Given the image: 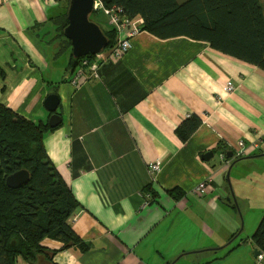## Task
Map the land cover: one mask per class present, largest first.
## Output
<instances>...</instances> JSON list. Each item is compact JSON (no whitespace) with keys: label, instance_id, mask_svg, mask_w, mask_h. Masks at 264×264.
I'll return each instance as SVG.
<instances>
[{"label":"crops","instance_id":"crops-1","mask_svg":"<svg viewBox=\"0 0 264 264\" xmlns=\"http://www.w3.org/2000/svg\"><path fill=\"white\" fill-rule=\"evenodd\" d=\"M63 2L0 0V104L47 122L44 101L58 95L62 122L43 144L76 201L71 227L90 248L46 239L45 252L14 264H221L243 247L239 264H256L264 72L206 41L140 29L122 57L100 63L96 75L85 68L72 84L79 66L52 36ZM106 24L101 29L112 30L107 16ZM192 116L201 123L181 140L177 129ZM239 141L245 149L237 156ZM207 151L213 157L204 161ZM153 161L160 170L151 177ZM227 178L236 203L223 192ZM203 180L206 192L196 193Z\"/></svg>","mask_w":264,"mask_h":264},{"label":"trees","instance_id":"trees-1","mask_svg":"<svg viewBox=\"0 0 264 264\" xmlns=\"http://www.w3.org/2000/svg\"><path fill=\"white\" fill-rule=\"evenodd\" d=\"M99 2L104 8L120 7L129 18L140 16V29L158 38L185 36L206 41L211 48L264 72V0ZM52 22L66 44L59 47V53L68 50L70 64L79 66L81 58L71 55L70 41L63 35L68 23L65 8ZM103 33L109 49L116 42L115 30ZM200 123L196 116L184 121L177 129L180 139L185 140ZM53 129L46 121L34 122L0 104V264H14L18 256L33 261L45 252L41 243L46 239L82 251L90 248L71 227L76 201L44 148V136ZM20 169L29 172V181L9 188L6 177ZM251 241L264 252V208Z\"/></svg>","mask_w":264,"mask_h":264},{"label":"water","instance_id":"water-1","mask_svg":"<svg viewBox=\"0 0 264 264\" xmlns=\"http://www.w3.org/2000/svg\"><path fill=\"white\" fill-rule=\"evenodd\" d=\"M94 9L95 0L68 1L66 9L68 23L63 29V35L70 41L71 55L74 58L99 54L108 44V39L101 27L90 19ZM58 105L59 97L54 93L49 94L44 101L45 109L51 114L47 121L51 128L57 127L62 122L61 116L56 113ZM232 154L233 153L229 151L226 153V157L230 158ZM212 157V151H207L201 155V159L204 161H209ZM29 178V172L26 169H20L6 177V185L9 188L16 189L26 184ZM227 181V186L223 188V192H230L232 200L236 203L228 178ZM227 200L230 201L231 199L227 197ZM253 253L254 257H256L260 251L255 248Z\"/></svg>","mask_w":264,"mask_h":264},{"label":"built area","instance_id":"built-area-1","mask_svg":"<svg viewBox=\"0 0 264 264\" xmlns=\"http://www.w3.org/2000/svg\"><path fill=\"white\" fill-rule=\"evenodd\" d=\"M94 11H102L109 19V23L116 33L115 44L107 49L106 47L96 55H91L90 57L85 56L81 58L79 68L72 79V84H76L80 79L81 75L84 73V69L87 68L92 75H96L98 65L105 60L112 59L116 60L122 57L131 47L132 37L140 30V26L134 21V19L129 18L120 7L104 8L99 0H95ZM94 58L96 60H94ZM233 85L228 82L226 85V91L231 92L233 90ZM238 146L240 150L237 156L244 154L245 145L243 141H239ZM222 159H225V155L222 153ZM160 170L159 161H153L148 165V171L151 177ZM206 180L199 182L194 191L199 194L206 192ZM147 194L146 197H149ZM256 264H264V252H260L255 257Z\"/></svg>","mask_w":264,"mask_h":264},{"label":"rangeland","instance_id":"rangeland-1","mask_svg":"<svg viewBox=\"0 0 264 264\" xmlns=\"http://www.w3.org/2000/svg\"><path fill=\"white\" fill-rule=\"evenodd\" d=\"M64 8L66 10V7L68 5V0H64ZM90 19L93 20L94 22H96L97 24H100L101 28L103 29H107V24H106V16L102 13V11H98V12H94L92 13V15L90 16ZM52 36H53V40L55 42V44L59 47H64L66 46L63 38L60 36L59 32L56 31V27L54 25L53 30H52ZM243 218L241 223H243V235L245 236V234L248 232V230H250L249 226H248V220H246L245 222H247V224H244V215H241ZM237 252H234L232 255H229L228 257H224L220 262L221 264H239L241 262V259L244 258V251H247L244 247L240 248L238 250H236ZM221 252V251H220ZM225 251L222 252V254ZM235 260L232 262V260ZM179 264H187L186 262H180Z\"/></svg>","mask_w":264,"mask_h":264}]
</instances>
